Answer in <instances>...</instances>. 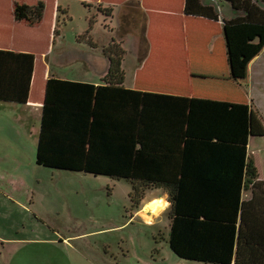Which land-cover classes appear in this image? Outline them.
<instances>
[{"label":"trees","instance_id":"obj_1","mask_svg":"<svg viewBox=\"0 0 264 264\" xmlns=\"http://www.w3.org/2000/svg\"><path fill=\"white\" fill-rule=\"evenodd\" d=\"M221 1L243 14L226 25L264 27V0ZM45 9L44 1L16 3L14 17L34 27ZM98 9L113 15L114 8ZM185 13L219 20L202 0H186ZM105 52L111 62L107 85L49 78L37 165L127 180L135 209L148 190L163 189L170 203L169 244L177 256L205 264H264V181L248 155L251 137L264 135L257 113L243 103L127 89L126 52L116 41ZM34 66L32 53L0 50V102L27 104ZM247 190L250 199L244 198Z\"/></svg>","mask_w":264,"mask_h":264},{"label":"crops","instance_id":"obj_2","mask_svg":"<svg viewBox=\"0 0 264 264\" xmlns=\"http://www.w3.org/2000/svg\"><path fill=\"white\" fill-rule=\"evenodd\" d=\"M39 1H44L46 5L44 19L39 25L31 27L25 22L15 20L16 3L36 5ZM185 3L186 0H95L90 3L102 9L114 8L112 17H106L100 12L105 23L113 24L112 34L107 41H93L87 48L88 52L85 54L88 64H85L84 69L89 73L88 76L78 77L77 74V77H66L52 73L48 61L52 43L57 42L58 36L62 37V32L56 36L54 34L58 19L57 8L65 9L62 0H55L46 31L45 0H0V50L35 55L27 104L0 102V192L6 194L8 200L13 199L12 203L19 205L27 213L31 208L34 210L33 191H30L32 196L27 194V197L22 199L17 197L15 192L5 193L4 190L7 187L14 188V179L20 178V173L35 163L49 78L107 85L105 78L108 76L111 62L105 49L114 41L120 43L126 52L122 68L125 72L123 87L127 89L243 103L250 105L255 111L257 97H253L252 88L258 84L253 77L256 75L258 83L264 84V60L263 64L259 65L261 68L257 66L262 59L260 54L264 53V27L248 24L226 25L225 21L243 15L242 12L235 11L229 2L202 0L204 5L215 8L219 14L217 21L187 15ZM131 5L136 6L144 19V52L136 32L129 31L119 36L123 13ZM116 17L118 21L114 23ZM170 21L177 22L171 27L173 36L166 38L165 42L157 39V24ZM76 42L73 45L75 52L82 53L77 48L81 47L77 45L79 41ZM67 49L63 37V53L66 55L71 52ZM128 59H132L131 65L128 64ZM249 145L248 155L254 160L253 154L249 152ZM255 164L258 168L256 161ZM5 172L9 176L4 175ZM21 179L24 185L29 186V190L32 189V182L28 183L25 176ZM260 179L264 181L261 174ZM166 197L168 199L169 195L163 189L148 190L133 218L142 213L141 210L147 203L155 199L166 200ZM251 197L252 191L247 190L244 198ZM167 203L170 206L168 201ZM167 208L169 211V207Z\"/></svg>","mask_w":264,"mask_h":264},{"label":"rangeland","instance_id":"obj_3","mask_svg":"<svg viewBox=\"0 0 264 264\" xmlns=\"http://www.w3.org/2000/svg\"><path fill=\"white\" fill-rule=\"evenodd\" d=\"M45 1L46 31L55 0ZM94 2L62 0L65 9L60 7L59 23L56 25L57 33L62 32V37L58 36L57 42L52 43L48 59L52 73L66 77H77V74L78 77L88 76L84 69L88 64L87 48L93 41H107L113 29L112 23L103 21L97 5L90 4ZM123 14V33L136 32L144 52L143 16L135 5L129 6ZM114 20L116 23L118 18ZM176 24L159 22L157 39L165 42L166 38H171V27ZM121 27L119 36L124 35ZM63 37L67 50L71 51L67 55L63 53ZM76 40L81 46L77 48L83 54L75 52L73 45ZM260 56L259 68L263 64L264 53ZM131 62L132 59H128L129 65ZM253 80L258 84L252 88L253 97L258 99L255 111L264 123V84L258 83L256 75ZM249 152L253 154L264 178V135L251 137ZM36 160L20 173L28 183L32 182V189L29 190L20 177L14 179V188L4 190L5 193L15 192L22 199L27 194L32 196L30 191H33L34 210L23 211L19 205L12 203L13 199L8 200L6 194L0 192V264H205L180 258L171 250L167 197V201L164 198L151 201L158 202L162 207L163 212L161 210L159 215L156 214L157 217L147 210L149 202L143 208L148 214L142 209V213L133 218L136 209L131 201V182L104 175L47 168L37 165ZM4 175L9 176L7 172Z\"/></svg>","mask_w":264,"mask_h":264},{"label":"bare ground","instance_id":"obj_4","mask_svg":"<svg viewBox=\"0 0 264 264\" xmlns=\"http://www.w3.org/2000/svg\"><path fill=\"white\" fill-rule=\"evenodd\" d=\"M147 207H148L147 210H149V212L152 213V215H156L162 210V207L159 206L158 202H151L148 204Z\"/></svg>","mask_w":264,"mask_h":264}]
</instances>
